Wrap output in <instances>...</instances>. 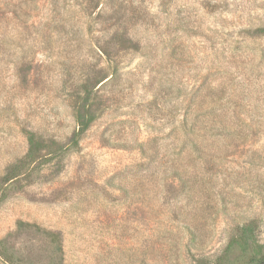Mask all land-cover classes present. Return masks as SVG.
<instances>
[{"label": "rangeland", "instance_id": "1", "mask_svg": "<svg viewBox=\"0 0 264 264\" xmlns=\"http://www.w3.org/2000/svg\"><path fill=\"white\" fill-rule=\"evenodd\" d=\"M258 28L264 0H0V264H199L251 221L264 244ZM24 129L54 152L6 182Z\"/></svg>", "mask_w": 264, "mask_h": 264}, {"label": "trees", "instance_id": "2", "mask_svg": "<svg viewBox=\"0 0 264 264\" xmlns=\"http://www.w3.org/2000/svg\"><path fill=\"white\" fill-rule=\"evenodd\" d=\"M256 35L264 37V28H258ZM126 40L130 41L129 38ZM99 52L108 57V53L104 49H99ZM105 80L107 79H99L94 84L87 82L76 98L74 109L77 129L73 136V143L75 145H77L79 139L99 117L95 100L98 98V87ZM191 125L186 120L181 126L182 131L187 130ZM220 127H223V124ZM215 129L216 127L209 126L205 128V131L211 132ZM192 131L195 132L196 128L192 129ZM23 132L28 141V151L22 161L11 170V175L6 178V182L18 180L26 169L38 163L43 158L49 157L54 152L53 147L46 145L35 132L29 129H24ZM195 145L197 146L196 143ZM0 198H2V195H0ZM257 228L256 221L244 224L239 228L237 234L230 239L224 252L220 256L214 260L208 258L201 259L199 260V264H264V244L258 240Z\"/></svg>", "mask_w": 264, "mask_h": 264}]
</instances>
